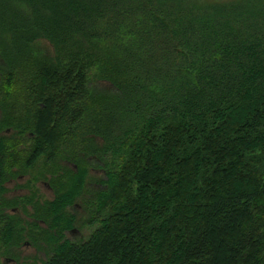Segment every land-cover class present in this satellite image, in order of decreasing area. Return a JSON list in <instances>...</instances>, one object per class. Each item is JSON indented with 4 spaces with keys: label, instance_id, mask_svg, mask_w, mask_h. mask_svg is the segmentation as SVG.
Instances as JSON below:
<instances>
[{
    "label": "trees",
    "instance_id": "trees-1",
    "mask_svg": "<svg viewBox=\"0 0 264 264\" xmlns=\"http://www.w3.org/2000/svg\"><path fill=\"white\" fill-rule=\"evenodd\" d=\"M0 82L3 246L38 229L31 264H264V0H0ZM38 160L54 197L6 198ZM20 201L27 226L3 213Z\"/></svg>",
    "mask_w": 264,
    "mask_h": 264
},
{
    "label": "rangeland",
    "instance_id": "rangeland-1",
    "mask_svg": "<svg viewBox=\"0 0 264 264\" xmlns=\"http://www.w3.org/2000/svg\"><path fill=\"white\" fill-rule=\"evenodd\" d=\"M36 47L44 55L50 56L51 46L44 40H38ZM102 87L103 85L98 84ZM98 166V165H97ZM96 167V166H94ZM43 162L38 160L31 166L24 176L14 179L11 183H6L5 197L9 199H24L25 196L30 195L33 192V189H36L38 192V197L41 201L51 200L53 198V190L49 185V177H45L43 170ZM93 173L91 177H97L98 173ZM100 177V176H99ZM43 182L48 183V186L51 190H47ZM14 206V205H13ZM17 209L11 210L7 208L3 213L6 215L12 216L15 219L20 220L24 226L25 221H31L32 208L29 203L25 201H20L19 205H16ZM11 207V206H10ZM87 208L79 200L77 201V206L67 209V213H70L75 219V228L77 232L73 235L65 233V236L71 241H82L84 240L89 233L95 228V223H90V216L88 214ZM92 221V220H91ZM27 226V224H26ZM42 227L46 229L45 225L42 224ZM37 231L38 229L33 230V234L30 236L25 235L22 239V243L14 246H3L2 241H0V262L3 264H27L34 262H41L46 260L49 257L48 247L45 246L42 239ZM27 233V232H26ZM47 249V250H46ZM9 252V253H8Z\"/></svg>",
    "mask_w": 264,
    "mask_h": 264
},
{
    "label": "flooded vegetation",
    "instance_id": "flooded-vegetation-1",
    "mask_svg": "<svg viewBox=\"0 0 264 264\" xmlns=\"http://www.w3.org/2000/svg\"><path fill=\"white\" fill-rule=\"evenodd\" d=\"M0 85H2L1 82H0ZM82 158L83 159L86 158L85 160L87 161L86 162V164H87V167H86L87 168V183L86 184H87V186L88 187L95 186V188H97V189L98 188H102L103 185L98 180L99 176L101 177L100 179H102V177L104 176V170H103L102 164H100V163L97 162V159H96V157L94 155H89L88 157L82 156ZM67 165H70L71 168L74 171H76V165L74 163H67ZM94 166H96V167H94ZM93 173H96V174L98 173L99 175H97V177H95V178L94 177H91V175ZM24 175H25V173H22V174L19 173V174L16 175L15 178L10 177L9 179L6 180V182L4 183V185L6 183H9V182L11 183L14 179H18V178H20V177H22ZM45 175L50 178V174H45ZM48 183L43 182V184L47 188V190H51L50 187L48 186ZM52 192H53V197H54V191H52ZM4 195H5V192H4ZM17 200H19V198H17ZM79 201L81 202V200H79ZM75 206H77V202H75L71 207H75ZM8 208L11 209V210L12 209L15 210V209H17V206L15 205V206H11V207H8ZM75 225L76 224L74 223L73 227L70 228V229H68L66 231V233L69 232L70 234L73 235L75 232H77V229L74 227Z\"/></svg>",
    "mask_w": 264,
    "mask_h": 264
}]
</instances>
